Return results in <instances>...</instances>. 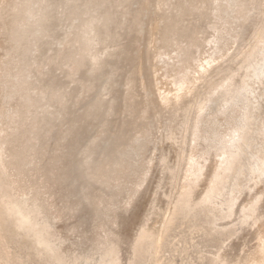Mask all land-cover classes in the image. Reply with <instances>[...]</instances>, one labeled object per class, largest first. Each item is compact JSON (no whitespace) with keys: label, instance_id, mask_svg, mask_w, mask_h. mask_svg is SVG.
<instances>
[{"label":"bare ground","instance_id":"6f19581e","mask_svg":"<svg viewBox=\"0 0 264 264\" xmlns=\"http://www.w3.org/2000/svg\"><path fill=\"white\" fill-rule=\"evenodd\" d=\"M76 1L78 0H63L61 3L71 2L65 7L68 9L72 4L75 8ZM81 1L84 8L79 14L77 25L70 30L71 40L58 51L57 56L44 57V61H51L59 68L61 79L64 80L62 81L56 80L55 76L41 74L38 67L32 68L24 59L34 47V51L38 50V44L45 42V37H51L57 23L55 10L58 9L56 4L59 3L58 0H0V264H12L8 254L4 252L5 249L1 250L4 240L20 236L26 240L36 255L44 251L51 257L66 260L69 264H89L90 262L91 264H121L119 237L105 232L103 223L97 220L99 216L107 218L111 213L112 203L102 198L96 206L89 202V196H85L87 203L93 207L95 221H98L96 224L98 234L90 251L80 255L75 252L67 254L61 250L62 238L54 230L53 223L56 220L52 222L47 216L51 210L50 205L48 206L41 199L42 192L45 190L47 193L46 183L48 181L55 183L57 180L53 176V169L49 171L46 166L42 172L36 163L37 158H34L46 152L43 145H45L46 133L50 129L57 128L56 144L66 136L64 130H66L67 122L71 130H77L80 127L85 114L79 117H69L66 114L76 100V90L80 81L89 77L92 71H97L94 67L99 64V59L90 58L89 52L93 48L96 36H100V33L106 36L101 23L106 26L109 18L114 19L117 15L116 11L110 8H104L103 13L95 11L94 3L101 0ZM162 1L154 0L156 11L161 15L160 23L147 32L148 37L143 44V60L147 70L146 84L153 96L151 105L145 100L141 103L136 98L138 95L135 93L133 95V91L137 92V89L142 95L144 88L138 83L135 70L130 71V77L127 76L122 81L119 94L120 103L124 101L128 103V110L130 108V114L122 119V132L131 130L129 136L131 143L125 141L126 132L120 135L118 140L120 142L122 139V148L115 162L101 172L100 177H94L93 180V183L108 180L109 173L120 171L118 166H121L122 170L131 171L133 169L131 162L123 159L124 153L126 148H131L135 154H140L142 150L146 151L150 137L149 130L142 126L146 117L150 113L154 116L167 113L171 117V122L165 127L163 136L165 141L174 148V153L171 154L173 156L169 157L164 152H160L157 158L152 155L148 159L143 158L145 161L138 162L141 170L147 169L136 177L138 184L132 182L134 186L128 190L130 197L126 202L127 207L131 206L133 196L138 193L150 175L149 172L155 166L160 175H166V178L170 179V191L163 194L165 203L169 207L167 208L165 204L162 219L158 224H149L161 184L159 179L152 198L147 201L149 208L142 217L140 226L131 236L127 247V264L133 262L134 256H137L146 244L151 248V252L156 254L168 225L177 214L191 207L206 208L220 196L222 182L238 163V156L247 140L250 120L246 75L238 76L234 67L247 64L248 74L257 79L264 74L260 67L255 68L259 63L264 65V14L261 18V14L264 13V0H250L251 8L243 12L244 16L239 25L249 18L250 12L254 11V14L260 18L249 34V40L253 41V44L250 43L246 49L239 47L233 55L228 54V50L236 42L238 32L232 30L228 22H222L220 25L217 23V20L221 19L222 12L219 2L226 0H216L215 3L213 0H174L172 7L175 14L172 15L162 10ZM42 2L48 4L45 9L41 7ZM239 8L243 10V2ZM239 12V9L235 11L237 14ZM209 18H214V22L208 25L209 31L212 30L213 34L206 44V47L210 46V52H206L207 57H204L198 53V49H201L200 45L206 42L196 41L195 37H192V31L198 19L208 20ZM33 30L35 34L30 33ZM172 46H175V51L167 53L168 48ZM133 47L128 46L123 51L116 50L112 57L120 53L118 61L128 63L131 59L129 51ZM99 51L104 55L110 54V51L105 48ZM211 52L217 53L219 57L213 59ZM186 63L195 68L193 76L189 77L187 73L171 74L176 68L184 67ZM185 68L186 71L191 69L187 66ZM37 73H40L42 77L41 82L35 84L37 80H34V77L40 78L36 76ZM72 74L80 80L74 79ZM221 75H223L222 78L216 80L215 77H221ZM70 83H73V87L68 86ZM125 86L128 87L127 90L123 89ZM49 89H55L54 93L58 95L50 96L51 91L47 92ZM41 96H47L48 103H51L49 107L58 109L59 113H51L49 109L37 113L41 106L35 102L38 106L34 105L35 115L31 118L35 121L27 122L26 104ZM239 100L244 103L243 107L246 111L245 115L239 118V123L214 134L203 130V121L200 117L209 112V105L217 102L216 108L230 111L231 119H228L236 121V103H240ZM94 103L99 109L97 113L90 111L89 115L96 121L103 116L102 120H104L101 121L106 124L104 122L110 115L107 111L113 109V103L101 98L96 99ZM117 108L120 109V107ZM214 114L215 110L211 115ZM179 116L181 117L178 122L180 133L177 135L172 123L176 122ZM230 121L225 120L227 125ZM10 123H17L16 130L13 132L8 131ZM33 132L39 135L37 139L33 138ZM68 141V148L71 150L73 149L71 137ZM208 141L213 144L212 153L204 146V143ZM124 145L127 146L123 148ZM62 150H65L64 147ZM81 150L88 152L89 148ZM58 151L61 150L58 149ZM79 162L86 163V158ZM95 169L97 170V168L92 170L95 172ZM255 171L261 186L254 184L250 187L253 195L250 199L247 198L248 200L233 202L235 199L230 201V197L221 215L224 219L234 215L247 223L250 229L254 228L252 232L255 238L254 245L247 250L240 248L241 253H237L238 255L233 258L222 255L221 252L218 253L216 260L214 259L217 264H264V159L255 166ZM32 178L42 179V183L35 187L38 184H35ZM90 197L92 200L93 195ZM112 226L114 228V225Z\"/></svg>","mask_w":264,"mask_h":264},{"label":"rangeland","instance_id":"374dc122","mask_svg":"<svg viewBox=\"0 0 264 264\" xmlns=\"http://www.w3.org/2000/svg\"><path fill=\"white\" fill-rule=\"evenodd\" d=\"M62 1L63 0H58L59 3H56L58 9L55 10V20L57 23L51 37H45V42L38 44V50L34 51V47L30 51V54L26 55L24 58L32 68L38 67L41 74L49 75V77L55 76V78H57L56 80L62 78L59 68L51 61H44V57H50L51 55L53 57L57 56L58 51L67 45L68 41L71 40L70 30L77 25L79 14H81L84 8L81 0L75 2V8H73L72 4L68 9L65 7L71 2L62 4ZM173 1L174 0L162 1V10L166 12V14H175L172 7ZM215 2L216 0H213V3ZM242 2L243 10L239 8ZM219 3L222 12L221 19L217 20L218 25L222 24V22H228L231 24L232 30L238 32L236 42L232 44L228 50V54L233 55L235 50L239 47L246 49L250 43L253 44V41L251 42L249 40V34L253 31L260 17L255 15L254 11L250 12L249 18L242 25H239L244 16L243 12L245 13L246 10L251 8L250 0H226L220 1ZM225 5L228 6L225 7ZM46 6H48V4L46 5L45 2H42V9H45ZM76 7L78 8L76 9ZM104 8L115 10L117 15L114 19L110 17L106 26L101 23L106 32V36L102 33H100V36H96L93 42V48L89 52L90 58L99 59V64L94 67L97 71H92L89 77L80 81L78 89L76 90V100L66 114L69 117H79L85 114V117L82 118L81 125L77 130H71V127L68 125L69 122H67L66 130H64L66 131V136L56 144L57 128L50 129L46 133L45 145H43L46 152L44 151L40 156H35L34 158H37L36 163L41 168L42 172H44L46 166L49 171L53 169V176L55 180H57L55 183L51 181L46 183L47 193H45L44 190L41 194V199L47 203L48 206L50 205L49 208L51 210L47 216L52 222L56 220L53 224L55 226V232L63 241L61 250L67 254L74 252L80 255L88 253L97 237L98 230L96 224H98L99 221L103 223L101 224L104 227V231L106 229L105 232L113 233L119 237L121 242V251L119 255L121 264H127L128 244L131 236L135 233V229L140 226L142 217H144V214L149 208V203L147 204V201L152 198L157 181L160 179L159 181L162 185L160 184V188L158 189L149 224H158L162 219L166 204L163 194L170 191V179L166 178V175H160V172L154 166V169L149 172L150 175H148L147 180L140 188L141 190L139 189L140 192L138 191V193L133 196L131 206L129 205V207H127L126 202L130 197L128 190L134 186L132 182L138 184L136 177L140 172L143 174L147 169L141 170L138 167L140 164H138V162L145 161L144 159H148L152 155L157 158L160 152H164L169 157H172L173 155L171 154L174 153V148L168 144L169 142L165 141L163 136L165 127L171 122V117L167 113L156 116L150 113L146 117L147 120L145 119L142 125L144 128H147L150 133L146 151L142 150L140 155L139 153L135 154L131 148H126L127 150H125L124 153L123 159L127 162L130 161L133 169L131 168V171L122 170V167L118 166L120 171L112 174L109 173L107 176L108 180L93 183L94 177H100V173L115 162V158L122 148V139L120 142L118 140L120 135L126 132L125 141L131 143L129 141L131 130L128 129L122 132V119L130 114V108L128 110V103L124 101L120 103L119 89L121 90L122 81L125 80L127 76L130 77L133 70L136 72L138 83L142 85L145 91L142 90V95H140L137 89L138 93L133 91V95L134 93L138 95L136 98L140 100L141 103L145 100L151 105L150 102L153 96L151 92L148 91L146 84L147 70L143 60V44L148 37L147 32L153 30L154 26L160 23L161 18V15L156 11V7L154 6V0H101L94 3L93 9L95 11L103 13ZM238 9L240 10L239 14L235 13ZM263 14L264 13L261 14V18ZM213 22L214 18H209L208 20L198 19L192 31V37H195L196 41L206 42L200 45L201 49H198V53L204 57H207L206 52H210V46L208 45L206 47V44L213 34L212 30L209 31L208 25ZM235 28H237V30ZM30 33L35 34L34 30ZM128 46H134L129 51L131 59L128 63L118 61L117 58L120 53L112 57L116 50L120 51L122 49L123 51L127 49ZM103 48L109 50L110 54L104 55L99 51ZM174 51L175 46H172L168 48L167 53H173ZM196 56L197 54L194 55V58H196ZM211 57L216 59L219 55L217 53H212ZM75 58H77V56ZM183 66L184 67L180 66L176 68L171 74L179 75L187 73L189 77L193 76L195 68L188 63ZM185 66L191 67V69L186 71ZM257 67H260L261 70L264 71V65L259 63L255 66V68ZM175 71L176 73H174ZM234 71L238 76L246 75L245 81H247L249 88L247 104L250 116L249 129L246 136L247 140L242 146V151L238 156L236 167L222 182L220 196L216 197L213 203L208 206L214 207L213 209H208V207H204L203 209L191 207L177 214L168 225L167 231L157 249V253L153 254L149 245L146 244L141 248L137 256H134L131 264H217L215 258L218 253L221 252L220 254L233 258L240 254L242 249L247 250L254 245L255 238H253L252 234L254 228L250 229L247 223L242 222L234 215V217L231 216L229 219H224V217L221 216L225 211L230 197V201L235 199L233 202L247 198L250 199L253 195V192L250 191V187L254 184L261 186L260 179L255 171V166L261 159H264V74L260 79L251 76L248 74L249 66L247 64L235 66ZM34 73L33 71V74ZM40 73H37L36 76H40ZM111 74H113L114 77ZM219 76L215 77L216 80L222 78L223 75H221V77ZM41 77L42 76H40V78L34 77V80H37L35 84L41 82ZM72 77L76 80H80L73 74ZM61 80L64 81L63 79ZM111 82H113L114 85L111 84ZM68 86L73 87V83L68 84ZM90 88L92 89L90 90ZM127 88V86L123 87L124 90H127ZM50 91V96L58 95L54 93L56 92L55 89L47 90V92ZM122 95L124 94L122 93ZM98 98L110 100V102L113 103V109L107 111L110 115L106 118V122H104L106 124L102 122L104 120H102V113V117L98 121L94 120V118L89 115L90 111L97 113V109L99 108L94 101ZM48 99L47 96H41L39 98H34L33 101H30L31 103L26 104L27 112L25 116L27 122L35 121L31 118L35 115L34 105L37 104L41 106L40 109L36 111L37 113L41 112V110L48 109L51 113H59L58 109L49 107L51 103H48ZM239 101L240 103H236V121L229 120L231 119L230 111L216 108L217 105L215 104H217V102L209 105L208 111L210 113L206 112L200 117L201 121H203V130L214 134L217 133V131H225L229 126L239 123L241 115H245L246 113L243 107L244 103L241 100ZM117 107H120V109L118 110ZM214 110L215 114L211 115ZM177 118V121L172 123V126L178 135L180 133L178 122L181 117L179 116ZM226 119L230 121L228 125L225 122ZM16 127L17 123H10L8 131L13 132L16 130ZM137 129H139V126H137ZM68 133L69 136L67 138ZM32 136L37 139L39 135L33 132ZM70 137L73 141L71 144L73 149L71 150L68 148V139ZM126 146L127 145H124L123 148ZM204 146L212 153L213 144L210 141L205 142ZM63 147L65 150H62ZM82 148H89V151L83 152L81 150ZM158 148H160V150ZM58 149L61 151H58ZM84 158H86V163L79 162ZM90 162L95 165L92 166ZM30 166L33 167V165ZM94 168H97L95 172L92 170ZM41 176L40 174V177ZM32 179L35 184H38L35 185V187L42 183V179ZM90 195H93L92 200ZM43 196H45V198H43ZM85 196H89V202L96 206L100 198L105 199L106 202L112 203L111 213L108 214V217L99 216L97 219L98 221H95V215L92 210L93 207L87 203ZM168 207L167 205V208ZM55 209H57V211ZM54 213L59 215H55ZM53 217L56 218L54 219ZM111 222L116 223L112 224ZM112 225H114V228ZM3 244L1 250L3 251L5 249L4 252L8 254L12 264H69L66 260L51 257L44 251L36 255L31 246H29L26 240L21 236L9 238V240L5 239ZM222 251L224 252L222 253ZM91 263L92 262L89 264Z\"/></svg>","mask_w":264,"mask_h":264}]
</instances>
